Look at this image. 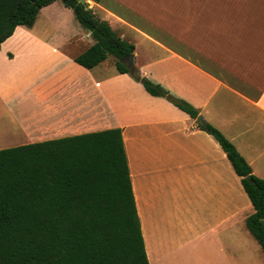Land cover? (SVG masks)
I'll use <instances>...</instances> for the list:
<instances>
[{"label": "crops", "instance_id": "1", "mask_svg": "<svg viewBox=\"0 0 264 264\" xmlns=\"http://www.w3.org/2000/svg\"><path fill=\"white\" fill-rule=\"evenodd\" d=\"M57 1L1 44L0 149L120 128L149 264H264L246 224L253 205L219 142L113 56L76 62L95 40ZM90 2L134 44L133 68L197 108L264 178V0ZM40 16L55 29L37 33Z\"/></svg>", "mask_w": 264, "mask_h": 264}, {"label": "trees", "instance_id": "2", "mask_svg": "<svg viewBox=\"0 0 264 264\" xmlns=\"http://www.w3.org/2000/svg\"><path fill=\"white\" fill-rule=\"evenodd\" d=\"M55 0H0V49ZM99 2L100 0H93ZM95 42L75 57L93 68L109 56L155 96H166L219 142L254 212L247 227L264 251V178L199 111L121 59L134 44L79 0H61ZM0 264H149L120 128L0 149Z\"/></svg>", "mask_w": 264, "mask_h": 264}, {"label": "rangeland", "instance_id": "3", "mask_svg": "<svg viewBox=\"0 0 264 264\" xmlns=\"http://www.w3.org/2000/svg\"><path fill=\"white\" fill-rule=\"evenodd\" d=\"M57 2L59 4H63L61 2V0H58ZM69 10H70L69 11L70 13H66L67 14L66 15V17H67L66 19L68 20L67 24H69V22L72 21L75 24L74 26H79V28H81V29H78L77 27H75L76 29H74V31H76V33L82 35L83 32H85L88 29L86 27L82 26L79 23V21L75 17V14H74L73 10L72 9H69ZM34 29H35V31L37 33H39L41 35H44V34L49 33L50 31H52V29H55V28L53 26H51V24L46 21V18L44 16H40L38 18V21L35 24V28ZM55 31H57V30H55ZM64 31H66V28H64V27H62L61 29L58 28V33L62 34ZM7 113L8 112H6L3 109H1V111H0V125H2V123H3V122H1V118H3V117L5 118ZM3 124H5V123H3ZM6 124H9L11 126L12 130L16 129L14 124H13V122H10V123L7 122Z\"/></svg>", "mask_w": 264, "mask_h": 264}, {"label": "water", "instance_id": "4", "mask_svg": "<svg viewBox=\"0 0 264 264\" xmlns=\"http://www.w3.org/2000/svg\"><path fill=\"white\" fill-rule=\"evenodd\" d=\"M80 2H82L83 4H85L86 8H91V2L89 0H79ZM123 62H126L127 63V66L129 68H133V54H129V55H126L124 56L122 59H121ZM199 120L202 122V123H205V120L203 119L202 116H198Z\"/></svg>", "mask_w": 264, "mask_h": 264}]
</instances>
